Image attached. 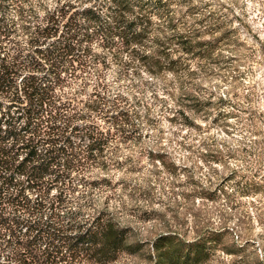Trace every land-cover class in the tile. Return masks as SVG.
<instances>
[{
	"label": "trees",
	"instance_id": "16d2710c",
	"mask_svg": "<svg viewBox=\"0 0 264 264\" xmlns=\"http://www.w3.org/2000/svg\"><path fill=\"white\" fill-rule=\"evenodd\" d=\"M180 4L0 0V264H114L142 252L121 219L125 195L114 177L128 161L124 119L106 82L113 68L172 76L181 91L174 117L195 125L212 101L188 95L192 65L225 41L199 34L226 21L176 28L169 18ZM216 242L162 234L149 256L203 264Z\"/></svg>",
	"mask_w": 264,
	"mask_h": 264
},
{
	"label": "rangeland",
	"instance_id": "374dc122",
	"mask_svg": "<svg viewBox=\"0 0 264 264\" xmlns=\"http://www.w3.org/2000/svg\"><path fill=\"white\" fill-rule=\"evenodd\" d=\"M170 15L179 29L226 21L217 34H199L225 41L192 65L188 95L212 105L183 126L174 117L176 78L144 68L109 72L128 157L114 177L125 195L121 219L132 241L144 243L114 264H152L151 243L162 234L217 239L203 264H264V0H181Z\"/></svg>",
	"mask_w": 264,
	"mask_h": 264
}]
</instances>
